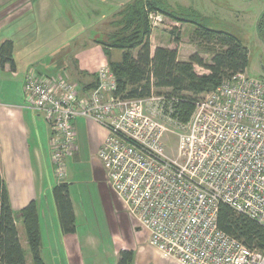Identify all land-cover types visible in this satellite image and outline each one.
<instances>
[{
	"label": "built area",
	"instance_id": "1",
	"mask_svg": "<svg viewBox=\"0 0 264 264\" xmlns=\"http://www.w3.org/2000/svg\"><path fill=\"white\" fill-rule=\"evenodd\" d=\"M149 18L152 28L164 21ZM96 80L85 91L66 72L24 77L25 106L51 129L55 177L65 178L76 151L74 119H90L107 132L97 151L106 181L152 246L177 264H264V251L217 226L223 203L264 227V78L233 74L194 102L186 122L170 115L174 95L116 94L108 65Z\"/></svg>",
	"mask_w": 264,
	"mask_h": 264
},
{
	"label": "crops",
	"instance_id": "2",
	"mask_svg": "<svg viewBox=\"0 0 264 264\" xmlns=\"http://www.w3.org/2000/svg\"><path fill=\"white\" fill-rule=\"evenodd\" d=\"M129 1L0 0V43L12 41L14 61V68L9 64L0 65V174L14 212L30 201L36 203L42 242L40 254L45 264H115L121 249L134 250L133 264H142L148 249L158 251L149 243L148 233L132 223L106 181L97 157L106 130L90 119H74L76 151L67 159L66 176L59 181L53 174L51 129L25 106L22 88L28 72L53 76L64 70L81 87L95 82L100 67L107 65L108 60L121 59L120 49L108 48L109 55H106L100 42H106L117 9ZM165 23L151 31V52L157 46L173 48L174 43L161 30L166 27ZM157 32H162L161 38ZM180 46L179 42L178 58L184 59L180 57ZM116 50L121 51L117 57ZM59 182L69 186L76 225L73 234L60 229L52 196V189ZM85 186H90L99 202L105 229L101 230L100 215L96 218L87 207V202L92 201L84 191ZM108 211L111 220L107 219ZM113 221L117 225L115 229L111 227ZM81 223L86 226H80ZM19 225L17 222L18 232ZM130 229H134L135 245L130 244ZM44 244L49 245L48 250ZM89 257L92 261L86 262ZM173 263L177 264L175 260Z\"/></svg>",
	"mask_w": 264,
	"mask_h": 264
},
{
	"label": "trees",
	"instance_id": "3",
	"mask_svg": "<svg viewBox=\"0 0 264 264\" xmlns=\"http://www.w3.org/2000/svg\"><path fill=\"white\" fill-rule=\"evenodd\" d=\"M121 7H124L120 12L121 19L118 22L112 21L113 31L107 36L109 43L100 42L106 55H109L108 48L122 51L120 60L107 62L116 79V94L124 97H146L154 89L157 93L168 89L162 93L177 98L173 104L174 111L170 115L179 122H186L200 94L215 89L233 74L245 71L247 48L235 35L199 23L195 20L197 14L194 11H170L164 0H131ZM159 12L171 16L176 22L195 24L190 34L198 38L200 44L203 43L206 48L211 49L209 62L204 61L198 52L190 54L188 59L178 58L176 47L181 38L180 30L169 31L173 36V48L157 46L151 52L150 35L153 28L149 17L150 14ZM119 25L121 28L117 31ZM256 28L258 36L264 42V10L257 19ZM132 49H137L135 55L131 53ZM4 64L14 68L10 40L0 43V65ZM194 65L206 69L207 73H197ZM96 85L97 80L89 85H82V89L90 90ZM52 196L60 229L66 234L75 233V216L68 184L57 183L52 189ZM17 222L22 226L31 263L45 264L40 254L41 236L36 203L30 201L21 210L14 212L0 174V264H27ZM217 226L247 247L264 251V227L247 216L236 213L227 204L221 203L218 206ZM133 260L132 250L121 249L115 264H133Z\"/></svg>",
	"mask_w": 264,
	"mask_h": 264
},
{
	"label": "rangeland",
	"instance_id": "4",
	"mask_svg": "<svg viewBox=\"0 0 264 264\" xmlns=\"http://www.w3.org/2000/svg\"><path fill=\"white\" fill-rule=\"evenodd\" d=\"M164 1L166 2L168 9L170 11H172V10L177 11L179 9H183V10H188V12H191V10H192V11H194V13L197 14V15H195V20H197L199 23H201V24H203L209 28H212L215 30L227 31V32L235 35L248 50V58H247V64H246V68H245L246 74L250 77L264 78V42L260 38V36H258L257 28H256L257 19H258L259 15L261 14V12L264 10V0H164ZM123 9H124V7H120L117 9V11L114 14L113 20H116L118 22L121 19L120 12ZM194 13H193V15H194ZM159 14L163 15V19H164V21H166V23H165L166 27L164 29H161V30H163L165 32V33H163L164 36H168L169 40H172L173 43H174L173 36L169 34V31L174 30L176 32L177 30H180V33H181L180 37L182 38V40H181V38L179 40V42L181 43V46H180V49H181L180 54L181 55H180V57H182V58L184 57V59H188L189 53L192 54L193 52H198L203 57L204 61L209 62L210 57H211V53H210L211 49L206 48V46L203 43L200 44L199 39L192 37L193 35L190 34V33H192V30L195 28V24L190 23V22H187V23L176 22L169 15L162 14L160 12H159ZM174 21L176 22V24H174V26H172L169 22L174 23ZM1 22L2 21H0V23ZM167 23H169V24H167ZM167 27H168V29H166ZM120 28H121V26L119 25V28L117 29V31H119ZM109 31L110 32L113 31V26L110 28ZM156 35H158V37L161 38L162 32L161 33L157 32ZM159 38H157V39H159ZM105 40H106V44L109 43V41H110L108 39V37L105 38ZM154 43H156V42H154ZM173 47H174V45H173ZM136 52H137V49L131 50V53H133L134 55L136 54ZM120 53H121L120 50H116L115 51V57H117V55ZM194 67H195V71L197 73H200V74L207 73L206 69L199 67L198 65H194ZM70 79L72 81L77 82L76 80H74L71 77H70ZM153 91L157 92L156 89H154ZM166 91H168V89H162L159 92H166ZM207 92L200 94L199 97H202ZM35 113L38 116H40L37 112H35ZM40 117L42 118V116H40ZM165 138L167 141L170 140L169 141L170 146H172L173 143L176 142L175 133H172L170 131L167 132V135ZM83 170H87V168L83 167ZM53 174H54V171H53ZM84 191L87 195L91 196L92 203L87 202V207H88L90 213L94 214L96 216V218H98L100 215V217H101V224H100L101 230L105 229V220H104L102 213L100 212L99 202L95 198V195H92L90 186H85ZM80 194H82V193H80ZM107 214H108L107 219L111 220L112 217H111L110 212L108 211ZM47 217H50V215H48ZM116 218L123 219V217H120L118 215H116ZM40 220L42 223L43 222L42 218ZM115 221H116V219H115ZM132 223L135 226H137L133 222V220H132ZM113 224L114 225H111V224L110 225L112 228L114 226V229H115L117 225L115 224L114 221H113ZM80 226H86V224H82ZM81 228L85 229L86 227H81ZM123 228L125 230V227H123ZM142 229L143 228H141V230ZM143 232L148 233L146 229H143ZM143 232H141L140 234L142 235ZM18 233H19V238L21 240V246L25 250L27 264H32L31 262H29L30 261L29 260L30 255H29V251H28V248H27V245L25 242V237H24V233H23L21 225H19V232ZM133 233H134V229H132L131 231L128 232V234L131 235L130 236V244L131 245L136 244L132 240ZM139 242H143V240H140ZM47 244H49V242H47ZM47 244H44V246H46V249L48 250L49 245H47ZM41 247H42V242L40 241V249H41ZM46 249L44 251V254L46 253ZM132 251L134 252V250H132ZM159 252H160L159 250L157 252H155L153 250L148 249L146 256L141 259L142 264H174L173 260L167 258V256L162 255V253L161 252L159 253ZM86 256H88V255H86ZM134 256H135V252H134ZM164 257H166V258H164ZM45 259L48 261L47 255H45ZM85 260H86V262H91L92 258L89 257L88 259L86 258ZM50 264H53V262H51Z\"/></svg>",
	"mask_w": 264,
	"mask_h": 264
}]
</instances>
